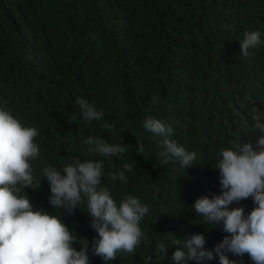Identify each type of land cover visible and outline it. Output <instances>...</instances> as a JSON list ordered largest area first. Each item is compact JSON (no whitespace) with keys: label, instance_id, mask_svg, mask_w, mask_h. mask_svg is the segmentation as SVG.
I'll list each match as a JSON object with an SVG mask.
<instances>
[{"label":"trees","instance_id":"trees-1","mask_svg":"<svg viewBox=\"0 0 264 264\" xmlns=\"http://www.w3.org/2000/svg\"><path fill=\"white\" fill-rule=\"evenodd\" d=\"M245 31H259L264 41V0H0V106L39 132L40 157L30 163L40 187L20 194L87 240L90 264L105 261L92 251L98 233L86 202L72 214L55 209L42 175L45 166L61 170L70 157L103 161L101 186L117 203L132 195L149 208L141 244L106 264H175L178 239L203 234L211 251L229 235L222 223L206 224L193 205L222 194V150L238 140L255 147L264 135L252 130L251 119L253 108L264 112V43L242 57ZM77 96L103 111V119L85 121ZM148 116L196 153L192 167L175 157L161 163L163 138L144 129ZM90 135L127 150L102 157L83 142ZM124 164L133 165L126 183L108 178ZM230 207H243L247 216L256 205L249 197ZM161 242L166 256L157 251ZM225 254L254 264L247 254ZM204 264H220L219 256Z\"/></svg>","mask_w":264,"mask_h":264},{"label":"clouds","instance_id":"clouds-1","mask_svg":"<svg viewBox=\"0 0 264 264\" xmlns=\"http://www.w3.org/2000/svg\"><path fill=\"white\" fill-rule=\"evenodd\" d=\"M264 41L259 31H245L241 40L240 55L250 56ZM153 102H157L154 98ZM75 105L85 121L99 122L103 111H98L87 99L77 96ZM264 112L259 108L251 110L253 131L264 134ZM105 130L112 126L104 124ZM146 131L162 137L161 163L167 165L173 157L182 167L190 168L196 159L195 152H187L172 140L173 129L162 121L148 116L143 121ZM39 135L35 127L24 126L10 111L0 106V264H90L89 243L69 230L58 215L43 210H34L29 197L20 193L26 188L36 190L40 181L33 175L30 161L40 157L35 143ZM102 157H119L126 152L121 143L110 144L97 136L90 135L83 141ZM139 153L144 145L139 142ZM220 173L221 195L207 196L196 200L193 207L206 224H223L225 236L214 250H206L203 234H194L184 240H177L178 248L173 253L175 264L195 261L204 264L219 256L220 264H236L225 252L237 256L247 254L254 264H264V135L256 138V145L241 143L224 149L217 164ZM103 161H82L70 157L61 170L45 166L42 175L50 185L49 203L55 209L72 214L86 202L91 227L98 233L92 243V251L106 262L116 259L118 253H132L144 238L140 224L149 213L147 205L138 197L126 195L119 203L110 190L102 187ZM133 165L124 164L118 172L108 173V178H119L127 182L125 172H131ZM253 198L256 207L245 215L243 207L231 208L234 202ZM81 245L78 251L73 245ZM157 251L166 256L168 247L161 242Z\"/></svg>","mask_w":264,"mask_h":264}]
</instances>
